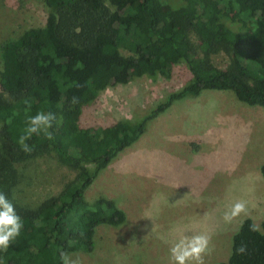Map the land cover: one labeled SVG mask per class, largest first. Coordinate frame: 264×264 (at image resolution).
Here are the masks:
<instances>
[{
  "label": "trees",
  "instance_id": "1",
  "mask_svg": "<svg viewBox=\"0 0 264 264\" xmlns=\"http://www.w3.org/2000/svg\"><path fill=\"white\" fill-rule=\"evenodd\" d=\"M42 1L44 23L0 44V192L23 222L20 235L0 251V264H61L62 252L93 249L99 225L124 224L127 214L115 199L98 194L89 201L85 191L174 101L228 90L264 107V0ZM220 52L231 57L226 67L213 62ZM179 63L190 71L189 80L141 116L80 124L84 106L107 87L144 75L169 78ZM38 111L55 114L53 139L34 135L26 154L17 140L27 116ZM43 151L54 152L76 174L30 208L18 196V164ZM260 171L264 178V162ZM252 223L241 221L228 259L219 264H264V222L261 232H251ZM242 243L247 251L238 254Z\"/></svg>",
  "mask_w": 264,
  "mask_h": 264
},
{
  "label": "rangeland",
  "instance_id": "2",
  "mask_svg": "<svg viewBox=\"0 0 264 264\" xmlns=\"http://www.w3.org/2000/svg\"><path fill=\"white\" fill-rule=\"evenodd\" d=\"M42 0H0V44L26 27L44 23ZM216 66L229 65L226 52L213 56ZM184 63L171 76H141L109 86L84 106L80 124H111L144 112L190 78ZM264 107L239 101L228 90H203L174 101L148 122L146 131L120 151L86 189L115 199L126 212L120 226L99 225L90 252L72 251L81 264H171L169 249L181 234L211 237L205 264L226 261L232 236L244 218L264 222ZM18 196L30 208L57 194L76 174L54 152L18 164ZM248 214L232 223L223 214L237 201Z\"/></svg>",
  "mask_w": 264,
  "mask_h": 264
},
{
  "label": "clouds",
  "instance_id": "3",
  "mask_svg": "<svg viewBox=\"0 0 264 264\" xmlns=\"http://www.w3.org/2000/svg\"><path fill=\"white\" fill-rule=\"evenodd\" d=\"M72 102L76 103L77 98L73 97ZM56 120L57 118L52 112L38 111L35 115H28L25 121L26 126L17 140L20 149L26 154L30 153L32 147L27 141L34 135H43L46 139L52 140L51 129ZM241 214H248L247 202L243 200L232 204L224 212L222 218L225 223L230 224ZM22 228L23 222L17 214L15 206L5 193L0 192V251H7L11 242L20 235ZM249 230L261 232V226L258 223H252ZM210 242L211 237L206 233L181 234L169 249L171 264H205V256L211 251ZM246 251L247 246L243 243L237 248L238 254H244ZM60 260L61 264H81L79 256L73 258L67 252L61 253Z\"/></svg>",
  "mask_w": 264,
  "mask_h": 264
}]
</instances>
